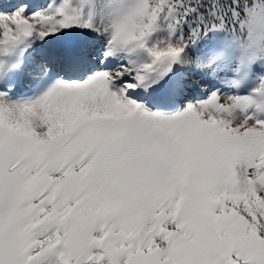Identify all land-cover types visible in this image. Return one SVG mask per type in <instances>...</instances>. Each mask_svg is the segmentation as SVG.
<instances>
[{
	"label": "snow or ice",
	"instance_id": "obj_1",
	"mask_svg": "<svg viewBox=\"0 0 264 264\" xmlns=\"http://www.w3.org/2000/svg\"><path fill=\"white\" fill-rule=\"evenodd\" d=\"M0 264H264V0H0Z\"/></svg>",
	"mask_w": 264,
	"mask_h": 264
}]
</instances>
